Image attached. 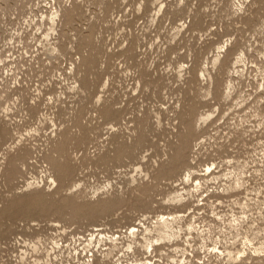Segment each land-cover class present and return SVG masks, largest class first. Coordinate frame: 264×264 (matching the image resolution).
I'll return each mask as SVG.
<instances>
[{"label":"rangeland","instance_id":"rangeland-1","mask_svg":"<svg viewBox=\"0 0 264 264\" xmlns=\"http://www.w3.org/2000/svg\"><path fill=\"white\" fill-rule=\"evenodd\" d=\"M205 113L197 189L165 165ZM95 229L96 264H264V0H0V264H89Z\"/></svg>","mask_w":264,"mask_h":264},{"label":"bare ground","instance_id":"bare-ground-1","mask_svg":"<svg viewBox=\"0 0 264 264\" xmlns=\"http://www.w3.org/2000/svg\"><path fill=\"white\" fill-rule=\"evenodd\" d=\"M30 1V0H29ZM254 1V0H253ZM239 3V2H238ZM241 3V2H240ZM52 6V5H51ZM5 8V7H4ZM75 9V8H74ZM52 10V9H51ZM60 11V10H59ZM65 11V10H64ZM57 11H54V12H52L51 13V16H50V19L51 20H53L54 19V17L57 15V13H56ZM46 16V15H45ZM51 25V24H50ZM51 28V27H50ZM54 28V27H53ZM50 30V29H49ZM48 35V34H47ZM240 57V56H239ZM219 59V57L218 56H215L214 57V59H213V62H216L217 60ZM238 59V58H237ZM228 60V59H227ZM226 60V61H227ZM239 61H241V60H239ZM221 65V64H220ZM223 65H224V63H223ZM222 66V65H221ZM201 75H205L204 74V70H201ZM209 75H211V74H209ZM211 80V79H210ZM187 109H188V107H187ZM185 112V111H184ZM184 112H183V114H182V117L184 116H186V115H184ZM186 113H188V111L186 112ZM192 114V113H191ZM188 115V114H187ZM209 115V113H205V114H199L198 115V117H193V119L191 118V119H187L186 121H187V123H185V131L184 130H182V131H184L183 132V135H181V137H179L178 138V140H177V142H176V145L174 144V146H175V148H174V151H173V153H171V156H170V158L169 159H167L168 160V163H167V161L165 162V163H167V165H165V166H167L166 167V171L168 170V171H171V172H173L177 167H180V166H182L183 167V169H184V174L182 175V182H189V180L191 181V182H193L194 184V186H195V188H197V186L198 185H200V176H203V175H206V174H208L210 171H211V169L212 168H215V167H212L211 168V164H209V163H204L203 165H204V168L203 169H200V171H202V173H199V174H197L198 172H200V171H197V170H195L194 168H195V166H196V164L197 163H200L199 162V160L197 159V155L196 156H189V152H193V154L194 153H196L197 154V149L199 148V146H200V143H196V144H193L192 145V141L193 140H196L198 137H196L197 135H198V133L196 132L197 131V129H195V127H196V120L198 121V120H204V118L205 117H207ZM189 116V115H188ZM184 117L182 118V119H184ZM186 118H187V116H186ZM206 119V118H205ZM180 121H181V119H180ZM184 121V120H183ZM207 121V120H206ZM205 121V122H206ZM181 123V122H180ZM181 125V124H180ZM180 125H179V128H180ZM194 125H195V127H194ZM184 127V126H183ZM183 127L181 128V129H183ZM180 129V130H181ZM177 135H179V134H177ZM197 145H199L198 146V148H194L195 146H197ZM195 149V150H194ZM15 159V158H14ZM10 160V159H9ZM10 166V165H9ZM161 166L163 167V165L161 164ZM164 166V167H165ZM233 168V167H232ZM161 169V167L159 168V170ZM216 169V168H215ZM229 169V168H228ZM162 170H163V168H162ZM13 171V170H12ZM165 171V170H164ZM168 171H167V173H168ZM8 172V171H7ZM6 172V173H7ZM158 172H160V171H158ZM231 173V172H230ZM238 173V172H237ZM12 174V173H11ZM161 174V173H160ZM230 175V174H229ZM232 177V176H231ZM203 179V178H202ZM215 179V178H214ZM181 180V179H180ZM198 189V188H197ZM186 191V190H185ZM176 198H175V200L176 201H180L181 200V196L179 195L178 196V194H176V196H175ZM174 201V200H173ZM179 215H176L175 213H172L171 212V214H168V215H163V214H160L159 215V217L158 218H156V220H155V224L153 225V227H154V232L156 231L157 233V235L155 236V241H158V240H160V239H164V238H169V237H173V236H175V230H177L176 229V227H177V224H178V219H179V217H178ZM235 219V218H234ZM236 220H237V218H236ZM234 221V220H233ZM242 221V220H241ZM187 223V222H186ZM185 223V224H186ZM192 224L193 223H187L186 225H187V228H193L192 227ZM237 224V223H236ZM151 228H152V226H151ZM151 228H147V227H145L143 230L145 231V232H147V231H150L151 230ZM178 228H180V227H178ZM138 230H140V229H138ZM196 230V229H195ZM144 231L142 232H139V231H137V229L133 226V225H128L126 228H125V230L123 231V232H125L126 233V236H127V238L129 237V238H131V244L134 242V241H137L138 240V237H139V235H141L140 237H142V239H144L145 240V238H147V235H148V233L145 235V233H144ZM151 233L153 232V231H150ZM196 232V231H195ZM120 234H122V232L121 231H119V233H118V236H116V237H114L113 238V236H114V234L113 233H111V235H106V231L105 230H103V229H95V230H92V231H90L89 232V234L88 235H82V238H83V240L82 241H80V239L78 238L77 239V241H79L80 243L79 244H83L84 246H83V249L82 250H86V248H88V250H87V252H90V254L89 255H86V256H88V260H87V263H89V264H96L97 263V261H98V259H99V257L97 256V253L98 252H100V253H102L103 255L106 253V251L105 250H102L101 251V246H102V242H103V245H106V240H110V242H112V241H115L117 238H119V235ZM38 236V235H37ZM146 236V237H145ZM181 236V235H180ZM179 236V237H180ZM187 236V235H186ZM36 237V236H35ZM124 238V237H123ZM202 238V237H201ZM149 239V238H148ZM204 239V238H203ZM118 240V239H117ZM153 240V239H152ZM126 241V240H125ZM248 241V240H247ZM129 242V241H128ZM140 242V241H139ZM55 244H57V242H54ZM115 243V242H114ZM125 243V242H124ZM142 243V242H141ZM140 243V244H141ZM116 244V243H115ZM119 244V243H118ZM117 244V245H118ZM134 244V243H133ZM132 244V245H133ZM136 244H138V243H136ZM109 245V244H108ZM113 245V244H112ZM131 245V246H132ZM142 245V244H141ZM130 246V243L129 244H127V247L129 248V247H131ZM139 246V245H138ZM144 248H154V244L150 241V239L149 240H147V241H144V244L142 245ZM63 247V246H62ZM136 247V246H135ZM94 248H96V249H94ZM216 248V247H215ZM109 249V248H108ZM187 249V248H186ZM214 249V248H213ZM216 250V249H215ZM151 252V251H150ZM152 252H154V251H152ZM217 252V251H216ZM215 252V253H216ZM218 253V252H217ZM237 255L236 256H234V254H232L229 250L227 251V256H228V258L229 259H239V257H240V255H241V253L238 251L237 253H236ZM101 255V254H100ZM89 257H91V258H89ZM183 257V256H182ZM84 264H86V263H84Z\"/></svg>","mask_w":264,"mask_h":264}]
</instances>
